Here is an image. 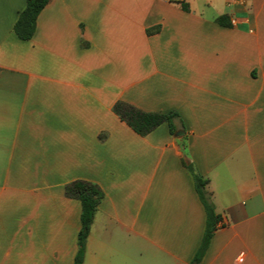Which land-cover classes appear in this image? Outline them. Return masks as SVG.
Listing matches in <instances>:
<instances>
[{"label": "crops", "instance_id": "0c3cea01", "mask_svg": "<svg viewBox=\"0 0 264 264\" xmlns=\"http://www.w3.org/2000/svg\"><path fill=\"white\" fill-rule=\"evenodd\" d=\"M25 6L0 0V264H74L75 180L103 192L82 264H264V0H49L22 40Z\"/></svg>", "mask_w": 264, "mask_h": 264}, {"label": "trees", "instance_id": "16d2710c", "mask_svg": "<svg viewBox=\"0 0 264 264\" xmlns=\"http://www.w3.org/2000/svg\"><path fill=\"white\" fill-rule=\"evenodd\" d=\"M48 2L49 0H26V6L20 12L13 28L14 33L18 38L22 40H29L33 37L36 31L38 16ZM217 22L224 26H231L227 15L218 17ZM114 112L121 120L126 122L136 133L140 135L148 134L163 123L168 125L171 133H175L176 131L174 123V119L178 116L176 112L159 113L143 111L123 101H119L114 105ZM194 177L197 193L207 211L206 231L203 244L196 257L198 260L208 245L213 231L216 229L219 216L215 213L214 205L207 196L205 190L209 180L198 174H194ZM65 192L67 196L77 198L81 203V229L78 235L79 247L74 264H82L86 240L89 235L97 207L103 198V192L98 185L85 180H75L70 182L66 186Z\"/></svg>", "mask_w": 264, "mask_h": 264}, {"label": "built area", "instance_id": "2783aa9c", "mask_svg": "<svg viewBox=\"0 0 264 264\" xmlns=\"http://www.w3.org/2000/svg\"><path fill=\"white\" fill-rule=\"evenodd\" d=\"M166 1H168V2H175V3H181V2H183L185 0H166Z\"/></svg>", "mask_w": 264, "mask_h": 264}]
</instances>
